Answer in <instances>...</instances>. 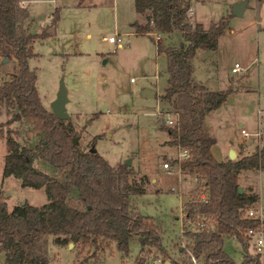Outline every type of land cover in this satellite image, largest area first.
<instances>
[{"label": "rangeland", "instance_id": "374dc122", "mask_svg": "<svg viewBox=\"0 0 264 264\" xmlns=\"http://www.w3.org/2000/svg\"><path fill=\"white\" fill-rule=\"evenodd\" d=\"M234 1L206 0L207 4L200 7L203 22L207 25L219 19L222 12H232ZM257 1L249 0L245 16L231 18L230 26L215 48H198L193 58L195 76L212 89L229 85L234 88L228 99L208 115L210 131L217 138L212 146L217 159L228 158L230 146L236 149L235 158H238L264 144V24L255 16L264 8L255 9ZM28 7L35 17L33 31L41 32L47 27L56 8L61 21L56 33L49 26L51 34L36 38L33 43L36 54L29 63L37 70L36 83L42 101L51 108L63 78L69 96L67 119L80 134L81 148L90 149L95 140L97 151L111 164L126 162L131 157L129 166L134 170L133 177L146 176V192L136 195L134 204L141 212L156 218L169 252L167 255L156 247L141 251L138 237H134L128 254H121L116 243H109L107 249L104 247L97 256H92L88 251L79 254L80 247L74 243L55 244L50 236L48 264H122L126 257L136 264L142 259L148 264H166L173 258L184 257L179 251L183 244L180 218L183 197L171 188L181 186L184 197L203 189L199 181L192 180L194 174L181 170L175 163L179 148L171 143L167 130L161 128L165 119L158 114V109L169 110L172 106L161 103L157 96L143 94L146 87L157 94L163 92L168 78L167 57L157 54L151 37L134 32L132 23L139 18L134 0H32ZM114 31L121 33L122 47L104 39ZM180 40L177 31L171 38L162 34L159 42L178 44ZM0 52L10 58L4 51ZM235 62L242 65L241 71H232ZM15 69L11 58L1 63L0 82L9 79ZM15 110L8 113L6 107L0 108V194L6 199L9 210L24 200L37 206L48 201L44 186L23 185L21 178L3 175L9 128L22 145L34 148L39 141L29 123L19 120L7 123ZM243 130L249 135H243ZM257 131L261 134L256 135ZM165 161L171 163L172 171L163 167ZM34 165L64 177L61 170L38 156ZM254 171L256 174L241 173L240 184L248 188L251 179L252 192L260 196L253 205L264 209V168ZM187 240L186 237L185 243ZM224 248L237 261L242 260L243 247L237 238L227 237ZM254 248L252 241L250 249ZM261 254L264 264V251ZM4 260L5 253L0 251V264Z\"/></svg>", "mask_w": 264, "mask_h": 264}, {"label": "trees", "instance_id": "16d2710c", "mask_svg": "<svg viewBox=\"0 0 264 264\" xmlns=\"http://www.w3.org/2000/svg\"><path fill=\"white\" fill-rule=\"evenodd\" d=\"M136 10L145 21L132 23L135 31L154 40L158 53L167 57L168 78L163 92L156 96L161 103L179 113L177 126L161 123L171 143L187 147L189 157L177 159L181 170L197 175L207 200L188 203L187 211L206 214L203 228L187 231V248L201 264H263L261 252L250 249L252 240L246 234L259 220L245 216L244 208L258 199L253 187L240 192V173L264 168V144L249 154L227 160L217 159L212 146L217 141L209 128L208 115L220 107L234 91L232 85L212 89L194 76L193 58L197 49H213L235 16L230 12L208 25L193 21L190 10L194 0H134ZM59 19L56 8L51 24L41 32L32 30L34 18L21 0H0V51L15 61V71L0 82V108L13 109L14 120L31 125L39 141L34 148L22 145L12 129L7 130L3 175L21 178L22 184L45 187L48 201L41 206L26 201L8 209L0 194V251L3 264H48V239L58 245L73 242L97 256L115 242L122 254L130 252V241L138 237L141 251L158 248L169 254L163 244L161 226L153 215L141 212L134 197L146 192L144 182L133 177L134 170L125 162L111 164L98 151L83 150L73 138L76 132L71 120L58 117L48 108L37 87V70L29 60L36 53L37 37L49 35L48 28ZM160 31L170 38L179 32L178 44L156 41L152 32ZM163 107V106H162ZM164 119V118H163ZM165 121V120H164ZM95 140L93 142V145ZM64 173L50 174L34 165L36 156ZM197 206L198 209H194ZM227 237L237 238L243 247L241 261L226 249ZM187 248L179 249L184 257L173 258L179 264L188 262ZM144 259H142L143 261Z\"/></svg>", "mask_w": 264, "mask_h": 264}, {"label": "built area", "instance_id": "2783aa9c", "mask_svg": "<svg viewBox=\"0 0 264 264\" xmlns=\"http://www.w3.org/2000/svg\"><path fill=\"white\" fill-rule=\"evenodd\" d=\"M21 3L23 4L24 2L21 1ZM190 12H191V10H190ZM152 34L155 37L156 41H159V39L162 36V33L160 31H154V32H152ZM107 40L112 42V43H115L118 47H121L124 44L121 33L118 31H114L113 33L109 34L107 36ZM3 56H4V54H2L0 52V64H1ZM242 68L243 67L239 62H235V64L232 67V71L233 72H239V71H241ZM132 80H134V78H132ZM158 114H160L165 119V122L167 123V125L177 126L178 118H179V113L177 111H175V110L164 111L163 109H158ZM260 134H261L260 131L256 132V135H260ZM243 135L247 136V135H249V132L246 130H243ZM178 148H179V152H178L177 159H184V158L189 157L190 153H189V149L187 147L178 146ZM163 167L167 171H172V165L169 161H165L163 163ZM195 179L198 181L197 177H195ZM171 189L177 190L179 192L180 196L183 197V201H182V205H181V214H180V218H181V222H182L181 239H182L183 244L180 247L181 248H187V243H185L186 232L189 230L190 231H197V230L203 228V226L206 224V222L208 220V217L206 214L201 215V214H199V212H197L195 215L190 214L189 211H187V204L192 203V202L197 204L198 202L206 201L207 200V193L204 190H200V191L197 190L196 192L188 193V196L184 197L183 190H182L181 186H179V187L172 186ZM194 209L195 210L198 209L197 206H195ZM244 213H245V216L259 220L258 225L249 226L246 229V234L251 237V240L253 241V245L255 247V250L258 252H263L264 251V209L261 206L256 207L254 205H251V206H247L244 208ZM187 250H188V257H187L188 262L186 264H201V262L192 253V251L189 250L188 248H187ZM145 256L147 258V255H145ZM159 261H161V259H159ZM166 262H168V264H179V263L175 262L174 260H168ZM122 264H136V262H129V258L126 257L123 260ZM140 264H148V263H146L145 261H142ZM181 264H185V263H181Z\"/></svg>", "mask_w": 264, "mask_h": 264}, {"label": "water", "instance_id": "95a60500", "mask_svg": "<svg viewBox=\"0 0 264 264\" xmlns=\"http://www.w3.org/2000/svg\"><path fill=\"white\" fill-rule=\"evenodd\" d=\"M248 3V0H238L234 3L233 5V13L237 16H242L243 15V11L244 8L246 7ZM10 58L8 56H3L2 57V61L1 63H6ZM143 94L146 96H151L154 97L155 96V91L151 90L150 88H145V90L143 91ZM69 101V96H68V89L65 85L64 79L61 78L60 81V87L59 90L57 92V96L56 98L51 102V109L52 111L60 118L63 119H67L70 116L69 111L67 110V102ZM80 139V135H76L74 136L73 140L74 142H78ZM91 151H97L96 147L93 145L90 148ZM230 158L234 159L237 155V151L235 148H231L230 149ZM36 156L37 153H36ZM127 165L131 164V157H128L126 162ZM240 192L244 191V187L240 184L238 187ZM26 201L24 200L21 204H24ZM69 244H73V242H70ZM166 264H168V262H166Z\"/></svg>", "mask_w": 264, "mask_h": 264}, {"label": "crops", "instance_id": "0c3cea01", "mask_svg": "<svg viewBox=\"0 0 264 264\" xmlns=\"http://www.w3.org/2000/svg\"><path fill=\"white\" fill-rule=\"evenodd\" d=\"M21 1H23L24 3H23V5H25V6H27L28 7V4L32 1V0H21ZM236 1H238V0H235L234 1V3L236 2ZM206 2V0H194V2H193V5H192V7H191V12H190V15H191V18H192V20L193 21H204L203 19H202V17L200 16V11H201V6H204V5H206L207 3H205ZM250 2H249V0H248V3H247V5H246V7L244 8V11H243V15L242 16H238V17H243V16H245L246 15V12H247V10H248V8L250 7V6H248V4H249ZM65 6H63V8H64ZM255 9H258L259 7H263L264 8V2H261V0L259 1H257L256 2V4H254V6H253ZM28 9H29V7H28ZM29 11H30V13H31V15H32V17L34 18V23H35V17L33 16V14H32V10L31 9H29ZM60 11H62V14H63V9H61ZM232 12H233V8H232ZM138 14H139V18L137 19L138 21H141V22H143L144 21V15L142 14V13H139L138 12ZM224 15H226V13L225 12H222L221 13V17L222 16H224ZM235 16H237V15H235ZM256 20H258L259 21V23L260 24H264V9H263V11L262 10H260L259 9V12L258 13H256ZM220 17V18H221ZM52 19L53 18H51L50 19V21L52 22ZM216 20H218V19H216ZM136 21V20H135ZM51 22H50V24H51ZM60 19L57 21V23L55 24V25H51L50 27L51 28H53L54 29V32L56 33L57 32V27L59 26V24H60ZM134 22V21H133ZM231 22V21H230ZM34 23H33V25H34ZM208 25V24H207ZM230 26V25H229ZM228 26V27H229ZM33 27V26H32ZM49 27V28H50ZM133 27V26H132ZM227 27V28H228ZM134 28V27H133ZM263 29H264V26L262 27ZM232 31H234V29H232ZM36 32H40V31H36ZM134 32L135 33H137L136 31H135V28H134ZM51 34V32H50V30H49V35ZM138 34V33H137ZM140 34V33H139ZM107 36L108 35H105L104 36V39H106L107 40ZM37 38H39V37H37ZM220 38V37H219ZM218 42H219V40H218ZM124 45V44H123ZM218 45V44H217ZM122 47V46H121ZM156 49H157V46H156ZM198 50V49H197ZM157 51V54H164V55H166L165 53H158V50H156ZM194 72H195V70H194ZM194 76H195V74H194ZM196 77V76H195ZM197 78V77H196ZM198 80H201V79H199V78H197ZM202 81V80H201ZM209 86V85H208ZM210 87V86H209ZM147 88V87H146ZM144 90H145V88H144ZM143 90V91H144ZM156 93L157 92H155V96H156ZM146 96V95H145ZM154 96V97H155ZM149 97H151V96H149ZM232 147L230 146V149H231ZM246 154H248V153H246ZM228 158H230V155H229V157ZM228 158H224V159H219V160H227ZM247 171H252V174H256V171H254V170H245V171H243V172H241L242 174H244V172H247ZM254 171V172H253ZM240 173V174H241ZM180 175H181V179H182V173L180 172ZM192 175V174H191ZM192 180L194 179L195 180V177H197V175H192ZM245 177V176H244ZM198 178V177H197ZM250 180V182H249V184L254 188V186L252 185V183H251V179H249ZM198 181L200 182V180H199V178H198ZM198 182V183H199ZM259 195V194H258ZM259 199H260V196H259ZM259 199H258V201H259ZM113 243H115V242H112L110 245H112ZM109 246H106L105 247V249H107ZM122 254V253H121Z\"/></svg>", "mask_w": 264, "mask_h": 264}]
</instances>
